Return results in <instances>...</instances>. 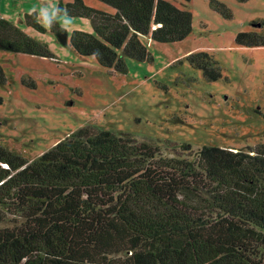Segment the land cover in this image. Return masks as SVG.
<instances>
[{
    "label": "trees",
    "instance_id": "1",
    "mask_svg": "<svg viewBox=\"0 0 264 264\" xmlns=\"http://www.w3.org/2000/svg\"><path fill=\"white\" fill-rule=\"evenodd\" d=\"M99 1L114 12L83 0L58 4L89 19L92 32L68 33L59 23L51 30L77 54L113 71L125 72L126 57H150L143 36L175 42L191 32V0ZM212 4L230 16L223 3ZM26 22L45 30L34 14ZM255 26L259 32H238L236 43L264 46V19ZM0 50L54 58L46 44L2 16ZM188 58L207 80L221 77L209 53ZM4 221L0 264H262L264 145H203L191 156H168L129 134L90 126L31 161L0 144Z\"/></svg>",
    "mask_w": 264,
    "mask_h": 264
},
{
    "label": "rangeland",
    "instance_id": "2",
    "mask_svg": "<svg viewBox=\"0 0 264 264\" xmlns=\"http://www.w3.org/2000/svg\"><path fill=\"white\" fill-rule=\"evenodd\" d=\"M73 0H50L58 6ZM191 0V32L182 40L158 42L143 36L150 57L125 58V72L77 54L50 29L26 22L49 0H0V16L48 46L54 58L0 50V144L31 161L80 127L129 134L157 145L163 155L191 156L201 146L229 149L264 145V46L236 43V34L257 31L264 1ZM113 13L99 0H83ZM64 27L92 32L91 21L70 16ZM59 23V22H58ZM60 24V23H59ZM61 26V25H60ZM206 52L221 77L207 80L189 55ZM188 144L190 148H184ZM184 148V149H183ZM7 222H0V227ZM260 261L264 264V248Z\"/></svg>",
    "mask_w": 264,
    "mask_h": 264
},
{
    "label": "clouds",
    "instance_id": "3",
    "mask_svg": "<svg viewBox=\"0 0 264 264\" xmlns=\"http://www.w3.org/2000/svg\"><path fill=\"white\" fill-rule=\"evenodd\" d=\"M33 12L35 13L36 22L46 29L52 28L58 22L62 28L71 23L68 10L52 4L50 0L41 6L38 12L36 9H33Z\"/></svg>",
    "mask_w": 264,
    "mask_h": 264
},
{
    "label": "crops",
    "instance_id": "4",
    "mask_svg": "<svg viewBox=\"0 0 264 264\" xmlns=\"http://www.w3.org/2000/svg\"><path fill=\"white\" fill-rule=\"evenodd\" d=\"M238 2H244V1H239V0H237ZM245 1H247V0H245ZM264 1V0H263ZM187 7L189 8V5H187ZM190 9V8H189Z\"/></svg>",
    "mask_w": 264,
    "mask_h": 264
}]
</instances>
